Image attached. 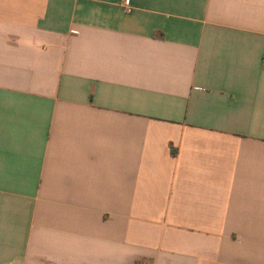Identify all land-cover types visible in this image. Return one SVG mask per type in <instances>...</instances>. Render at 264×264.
I'll return each instance as SVG.
<instances>
[{"label": "crops", "instance_id": "crops-1", "mask_svg": "<svg viewBox=\"0 0 264 264\" xmlns=\"http://www.w3.org/2000/svg\"><path fill=\"white\" fill-rule=\"evenodd\" d=\"M0 0V264H264V0Z\"/></svg>", "mask_w": 264, "mask_h": 264}, {"label": "built area", "instance_id": "built-area-1", "mask_svg": "<svg viewBox=\"0 0 264 264\" xmlns=\"http://www.w3.org/2000/svg\"><path fill=\"white\" fill-rule=\"evenodd\" d=\"M123 5L128 13L133 12V7H132V1L131 0H123Z\"/></svg>", "mask_w": 264, "mask_h": 264}]
</instances>
